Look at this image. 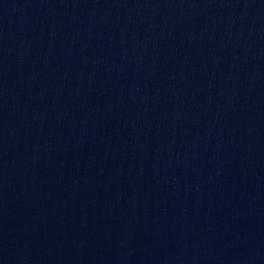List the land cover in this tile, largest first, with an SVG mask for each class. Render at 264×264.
<instances>
[{"label":"water","instance_id":"obj_1","mask_svg":"<svg viewBox=\"0 0 264 264\" xmlns=\"http://www.w3.org/2000/svg\"><path fill=\"white\" fill-rule=\"evenodd\" d=\"M0 264H264V0H0Z\"/></svg>","mask_w":264,"mask_h":264}]
</instances>
